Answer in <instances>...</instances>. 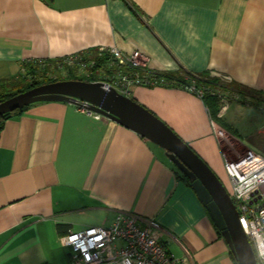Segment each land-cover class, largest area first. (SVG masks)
<instances>
[{"label":"crops","instance_id":"1","mask_svg":"<svg viewBox=\"0 0 264 264\" xmlns=\"http://www.w3.org/2000/svg\"><path fill=\"white\" fill-rule=\"evenodd\" d=\"M100 49L139 51L160 76L207 73L264 95V0H0V81ZM130 98L221 175L203 100L172 84L136 86ZM178 176L163 149L110 119L31 104L0 133V264H70L65 232L107 228L120 213L177 258L237 264Z\"/></svg>","mask_w":264,"mask_h":264},{"label":"built area","instance_id":"2","mask_svg":"<svg viewBox=\"0 0 264 264\" xmlns=\"http://www.w3.org/2000/svg\"><path fill=\"white\" fill-rule=\"evenodd\" d=\"M98 52H108L109 55L107 63L95 72L105 77L98 81L125 97L130 98L131 89L136 86L150 88L169 84L147 68L146 59L139 51L129 55H123L117 49H100ZM68 60L73 61V57ZM79 66L87 69L88 65L80 63ZM181 87L201 100L211 96L222 104L225 102L224 95L213 88L193 82ZM227 108L228 104H224L219 115H225ZM77 109L94 119L101 118L83 103ZM210 125L223 157L229 187L227 193L238 213L239 224L254 251L256 264H264V155L247 148L242 155L232 153L235 158H228L222 151L223 143L232 147L233 140H238L230 134L228 136L227 131L212 119ZM61 244L69 251L70 264H191L187 258H177L169 252L160 236L151 228L140 226L131 214H117L107 228L68 231L61 238Z\"/></svg>","mask_w":264,"mask_h":264},{"label":"water","instance_id":"3","mask_svg":"<svg viewBox=\"0 0 264 264\" xmlns=\"http://www.w3.org/2000/svg\"><path fill=\"white\" fill-rule=\"evenodd\" d=\"M37 102L85 104L91 112L129 129L165 151L185 175L237 264H256L251 244L225 187L211 168L163 121L131 98L99 81L61 80L31 88L0 102V117ZM258 135L264 137V129Z\"/></svg>","mask_w":264,"mask_h":264},{"label":"rangeland","instance_id":"4","mask_svg":"<svg viewBox=\"0 0 264 264\" xmlns=\"http://www.w3.org/2000/svg\"><path fill=\"white\" fill-rule=\"evenodd\" d=\"M93 55L94 53L86 52L81 56H74L73 61H69L68 59H58L42 63L38 67L28 66L26 67L25 72L22 74V77L24 78L27 84L32 85L34 83L41 82L44 77L52 79L53 81L56 80L57 77H60L62 80H66L68 77H70L69 75L71 74V71L69 70H75V68H77V75H79L80 77H84V75L86 74L92 75L91 73L86 71V68H82L81 66H79V64L82 63L83 65H89L88 62H85V60L87 61V58H90ZM96 55L100 56L99 53H96ZM181 75V77L183 78L190 79V77H188L186 73H181ZM94 76L96 81L105 78L102 75H98V73L89 77L91 78ZM205 81L208 80L206 79ZM213 89L217 93L223 94L225 99H223L225 101L224 104H228V108L226 111L227 114L224 118V121L233 125L239 133H241V131L244 132L241 135L242 140L239 141L237 139L238 137L236 138L233 132H231L233 133L232 135L227 131L228 136L232 135L238 141L233 140L232 147H230L224 142L222 148L223 153H225L228 158H235V155H242L247 148H252L256 152L264 155V137L262 135H258L257 133L258 125L262 121H264V96H260L248 91L243 93L239 89L232 87L231 84L226 81H221L220 83H217ZM218 102V109H220L224 104H222V101H219V99ZM217 117L223 120V116L219 115V111ZM223 129L226 128L223 127ZM216 151L217 157L221 165V175L217 176L218 178L220 177V181L222 182L226 191L229 192L228 179L226 177L223 167V157L221 155L219 147L217 146ZM232 153H235V155L233 156Z\"/></svg>","mask_w":264,"mask_h":264},{"label":"trees","instance_id":"5","mask_svg":"<svg viewBox=\"0 0 264 264\" xmlns=\"http://www.w3.org/2000/svg\"><path fill=\"white\" fill-rule=\"evenodd\" d=\"M88 53H94V55L90 58H87V61L85 60V62H88V66H87V69L86 71L87 72H91L92 75L96 74L95 72L97 71V69H99L100 67H102L104 64L107 63V60L109 59V55H108V52H104L102 54H100L97 50H94V51H89ZM96 53H99L100 56L96 55ZM85 53H82V54H78L77 56H81ZM82 58V57H81ZM68 58H64V59H61V60H67ZM90 62L93 64V65H90ZM42 63H45V62H42V61H37L33 64H29L28 66H35V67H38L39 65H41ZM49 69V67H48ZM79 69V68H78ZM71 71V74L69 75L70 77H68L66 80H81V81H87V82H93V81H96L95 80V76L94 77H89V76H92V75H84V77H80L79 75H77V68H75V70H69ZM73 71V72H72ZM188 77H190V79H186V78H183L181 77L182 75H162L161 77L166 79L169 84H172V85H175V86H184L186 85L187 83H195L199 86H206V87H210V88H214V86L217 84V83H220L222 80L219 79V78H213V77H210L209 74L207 73H201V74H197V75H191V74H188ZM197 78V79H196ZM208 80V81H205V80ZM62 79L60 77H57L56 80H54L55 82L56 81H61ZM52 79H49L47 77H44V79L39 82V83H34L32 85H29L25 82L24 78L22 77V75H20L17 79H5V80H1L0 81V102L14 96V95H17L21 92H25L31 88H34L36 86H40V85H43V84H48V83H52L54 82ZM214 82V84H213ZM212 83V84H211ZM232 87H235L237 89H239L241 92L245 93V92H252L254 94H257V95H260V96H264L254 90H251V89H248L244 86H240V85H237L235 83H230ZM205 105L207 106L208 108V111H209V114H210V117L213 121H215L221 128H226L225 130L226 131H229L231 132V128L226 125L224 123L223 120L219 119L217 117V114H218V98L216 97H211V96H207L203 99ZM28 106L26 107H23L19 110H16L12 113H8V114H5L3 116L0 117V133L2 132L3 130V127H4V123L6 122V120L12 118V117H16V116H20L26 109H27ZM178 178H180L181 180H183L186 185H188L190 187V182L189 180L187 179V177L185 175H183L182 173L179 172V176ZM61 228H65L64 226H60L58 225L57 227V230L58 232L61 230ZM68 232V231H67ZM67 232H65V234H67Z\"/></svg>","mask_w":264,"mask_h":264}]
</instances>
